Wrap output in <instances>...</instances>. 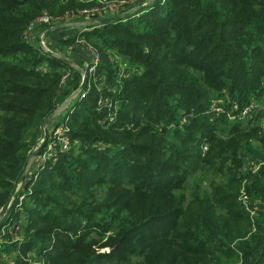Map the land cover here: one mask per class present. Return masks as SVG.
Listing matches in <instances>:
<instances>
[{"label": "trees", "instance_id": "obj_1", "mask_svg": "<svg viewBox=\"0 0 264 264\" xmlns=\"http://www.w3.org/2000/svg\"><path fill=\"white\" fill-rule=\"evenodd\" d=\"M146 1L0 0V216L44 122L81 82L30 43L52 26L26 36L29 25ZM89 29L81 37L95 50L127 62L119 71L104 53L50 124L54 153L11 205L4 226L19 224L16 238L0 236L6 264H264V123L228 118L264 97V0H157ZM191 158L218 179L198 206L181 196Z\"/></svg>", "mask_w": 264, "mask_h": 264}, {"label": "rangeland", "instance_id": "obj_2", "mask_svg": "<svg viewBox=\"0 0 264 264\" xmlns=\"http://www.w3.org/2000/svg\"><path fill=\"white\" fill-rule=\"evenodd\" d=\"M96 3H97V5L104 4L105 0H96ZM106 6H111V5H106ZM91 19H95V18L91 17ZM86 31H90V30H86ZM86 31H84V32H86ZM77 32L76 31H69V30H67V31L65 30L64 32H60V34L56 38V39H60L59 41H60V45H61V48H62L61 50L59 49V51H58V52H60L59 54L63 55L65 58H67L68 60L73 62L72 59H74V60L77 59V55H76L77 52H75L76 49L78 50V48L79 49L89 48L92 53L95 52V53L98 54V57H99L98 63L100 62L101 57H103L104 53H106V54L110 55L111 61H113L114 63L116 62V66L119 69V71H123L124 64L127 62V59L125 61L124 60L125 58L119 57L112 50L99 53V51L95 50V48H93L87 41H85L81 37V34H77ZM56 39L53 42H56ZM42 43L44 45V39L42 40ZM48 50L52 51L51 49H48ZM67 74H69V72H67ZM97 89L99 91L103 90L102 89V84H99L97 86ZM217 100H219V104H221L223 106L226 103L230 102V100H224V99H217ZM251 105H252L251 106L252 107V112L245 119L240 120V123H242L244 125L247 120L253 119V118H255V116H257V118H258V122H257L258 124L259 123H264V97L261 98L260 100L259 99L258 100L255 99L251 103ZM63 113L60 114V117H61V115L62 116L64 115ZM234 117H236V116H232V115L229 114L228 115L229 121H231V122L237 121V119L234 118ZM59 136H60L59 140H57V138H55V137L53 138V143L56 142L59 145H61V140L64 139V137L63 136L61 137V135H59ZM65 141L67 142V140H65ZM187 147H189V146H187ZM50 149L51 150H49L47 152L45 151L46 152V156H45L44 160H46L47 155H49V153H54L53 146ZM189 155H191V152L189 153ZM249 157L252 159L250 161L251 164L248 165V164L245 163L244 165H245V167H247V169H250L251 171H253V170L256 171V169L259 168L260 163L257 162L258 160L253 161L254 157L252 156V154L248 155V158ZM188 163H189V165L191 167V171H193V172H192L191 176H189L187 178L188 186H187L186 190L184 191V193L181 196L183 197V200L185 201V204L192 203L193 206H198L199 203H202V204L204 203V200H205L204 196L205 195H209L211 193V190H210L211 181L217 183L218 179L217 180L215 179V176L213 175L214 174L213 171H210L207 168H203L198 163V161L196 159L191 158ZM243 206H244V208L248 209L247 205L243 204ZM250 217H251L250 218L251 220L252 219H256L255 215H250ZM238 228L241 231L248 230L247 227H246V224H239ZM251 232H253V230ZM237 243H238L237 241H234L232 245H237ZM35 258H36V255L32 254L31 255V260H34ZM10 261H11V257H8V258L5 259L6 263L7 262L9 263ZM1 262L3 263V256H2Z\"/></svg>", "mask_w": 264, "mask_h": 264}, {"label": "water", "instance_id": "obj_3", "mask_svg": "<svg viewBox=\"0 0 264 264\" xmlns=\"http://www.w3.org/2000/svg\"><path fill=\"white\" fill-rule=\"evenodd\" d=\"M157 0H147L146 2L131 8L121 14L115 15V16H111V17H106V18H95V19H90L89 21L86 22H69V23H63V24H58L55 26L50 27L49 29H47L46 31H44L40 36H39V42H38V46L40 48V50L60 61L61 63H63L64 65L68 66L69 68L73 69L74 71L78 72L81 75V82L80 85L78 86V88L71 93L66 99L65 101H63L60 106L57 107V109L46 119V121L43 124V137L42 140L40 141V143L38 144V146L34 149V151L31 153L28 163L21 175V178L19 180V183L16 187L15 193L11 199L10 204L7 206V208L5 209V211L2 213L1 217H0V229L4 226L6 220H7V216L9 214L10 208L12 203L14 202V200L16 199L18 192L21 188V186L23 185L26 176L28 175V173L30 172L31 168L33 167V164L38 160V158L43 154V151L45 150L48 140H49V126L50 124L58 117L60 116L61 113L65 112V110L69 107L70 103L76 99L78 97V95L81 93L84 84H85V80L87 78V74H86V70L85 69H81L79 68L77 65H75L73 62H71L70 60H68L67 58H65L64 56L57 54L55 52H52L48 49L45 48V46L42 43V40L49 34L55 33L57 31L63 30V29H68V28H78V29H85L83 31L86 30H91L89 28L92 27H98L104 24H111L117 20L120 19H124L127 16L133 15L134 13H137L139 11H141L142 9H144L148 4H152L155 3Z\"/></svg>", "mask_w": 264, "mask_h": 264}, {"label": "built area", "instance_id": "obj_4", "mask_svg": "<svg viewBox=\"0 0 264 264\" xmlns=\"http://www.w3.org/2000/svg\"><path fill=\"white\" fill-rule=\"evenodd\" d=\"M123 4L121 5H118V6H106V7H103L101 9H94V10H90V11H82L79 13V17H85V18H88V19H91L92 18H106V17H111V16H114V15H118L120 14L121 12H124L123 11V7H122ZM77 18V17H74L73 15H63L61 17H57V18H53V17H50L49 15H47L46 13H43L41 14L38 18H36L30 25L29 27L27 28V31L25 33V35L27 36L29 34V32L35 28L36 26H42V25H46V26H54V25H58V24H63V23H69V22H74V19ZM89 49V48H88ZM90 51V49H89ZM98 60H99V57H98V54L95 53V52H91L90 51V61L88 63V66H87V69H86V74L89 75L90 77L93 76L94 72H95V69L96 67L98 66ZM69 76V74H65L63 77H62V80H61V84L65 82V80L67 79V77ZM108 104V105H111V103L109 102H104L102 100H99L98 101V106H102L104 104ZM252 112V107L249 106V107H245L244 109H242V111H240V113L234 117L236 118L237 120H242V119H245L250 113ZM233 118V119H234ZM235 120V119H234ZM61 137L63 136L61 131L60 130H56L55 133H54V137L57 138V140L60 139V136ZM59 136V137H58ZM53 137V138H54ZM61 143L63 145H65L67 142L62 139L61 140ZM65 148V146H63ZM50 148H52V144L49 143L47 144L46 146V152L51 150ZM202 150H206L205 147L202 148ZM46 152H44V154H42L38 160L36 161L37 163H40L41 161H44V158L46 156ZM1 217V216H0ZM6 228H9V232H10V235L15 236V233L18 231V228H19V224H13V225H7V227L3 226L1 229H0V236H3L6 234L5 230ZM16 240V239H15ZM2 240L0 239V264H1V259H2V254H1V246H2Z\"/></svg>", "mask_w": 264, "mask_h": 264}, {"label": "crops", "instance_id": "obj_5", "mask_svg": "<svg viewBox=\"0 0 264 264\" xmlns=\"http://www.w3.org/2000/svg\"><path fill=\"white\" fill-rule=\"evenodd\" d=\"M132 8H134V7H132ZM129 9H131V8H124L123 11L125 12V11H127ZM121 13H123V12H121ZM89 20L90 19L85 18V17H77V18L74 19V22H86V21H89ZM65 30L66 31L67 30H69V31H76V32L78 31L77 34H81L82 32H84L83 31L84 29H81V28L79 30H78V28L77 29L76 28H68V29H63V30L57 31L55 33L49 34V35H47L44 38V45L47 47V48L46 47L45 48L46 49H51L52 52H55V53L59 54L60 52H58V51H59V49L61 50L62 48H61L60 41H59L60 39H56V38L60 34V32H64ZM42 33H43V31L42 32H39V30L33 32L31 34L30 39H29L30 43L32 44V39L35 37L36 38V41H37V45H39L38 44V42H39V36ZM55 39H56V42H53ZM76 55H77V59L76 60L72 59V61L79 68L86 70L87 69V66H88V63L90 61V51H89V49L88 48H83V49H79L78 48V52L76 53ZM39 69H41V70H47L46 64H41L39 66ZM50 129H51V126H49V129L48 130L50 131ZM3 263H6L4 258H3Z\"/></svg>", "mask_w": 264, "mask_h": 264}]
</instances>
